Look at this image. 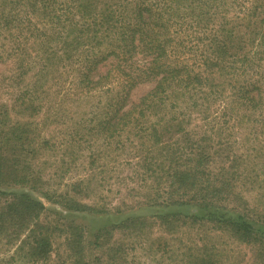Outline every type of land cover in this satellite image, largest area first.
I'll use <instances>...</instances> for the list:
<instances>
[{
  "label": "trees",
  "instance_id": "trees-1",
  "mask_svg": "<svg viewBox=\"0 0 264 264\" xmlns=\"http://www.w3.org/2000/svg\"><path fill=\"white\" fill-rule=\"evenodd\" d=\"M232 1L0 0V30L10 32L11 28H16L15 31L25 36L21 31L28 29L30 36L40 38L31 62L37 63L41 73L55 72L60 66L59 60H64L70 65L69 72L75 74L73 86L79 90L78 100H87V97L91 98L90 94L97 91L106 97V100L97 101L96 110L90 117L99 119L97 129L88 130L90 136H102L108 140L131 127L137 136L151 132L152 146L156 148L157 155L143 158L148 159L144 161V174L154 176L153 186L145 195V203L125 210L116 209L111 213L104 207L96 208L73 200L65 205L71 212L85 214L92 220L109 219L114 215L119 220L112 228L123 227L124 238L134 236L133 241L125 246L124 241L109 242V229H96L93 244L99 251L92 260L94 264L102 258H105L104 264H124L127 249L138 245H142L146 253L156 254L159 251L163 255L168 252L165 251L166 244H162V248L157 245L151 249L155 239L147 236L146 228L150 224L142 223L144 217L138 213L147 207L195 206L194 213L189 215L177 211L146 217L160 222L168 221L170 217L175 218L177 225H192L209 219L223 221L218 202L220 197L231 192L233 174L230 171L219 172L217 177H211L203 168H198L204 165L207 158L203 147H197L198 150L189 147L190 151L184 153V146L173 147L163 136L169 137L171 132L182 133L184 119L189 123L191 109L216 100L215 94L219 95V91L213 83V73L219 71L223 75L226 69H231L232 66L227 65L229 58H236L240 66L247 70L260 68L264 54L261 50L254 51L252 58L245 52L238 55L237 51V57L227 55L232 47L225 43H241L244 37H236L232 29H228L225 7ZM16 22L22 27L15 26ZM259 22V28H264V19ZM211 26H216L214 31ZM14 30L11 36L15 37L11 38L10 49L5 53L7 57L13 55L11 51L23 53L25 46ZM257 34L248 33L252 44ZM201 40L205 50L209 53L212 51L214 57H207L209 54L204 56L199 60L201 70L195 71L192 67L194 63L189 65L179 56L184 51L179 50L186 49L192 53ZM51 43L54 47L60 45L58 50L62 56L51 48ZM29 66L30 63H24L22 68ZM142 87H145V91L133 99L134 91ZM30 93L32 91L26 90L15 99L25 112L35 110L31 99H36V95ZM230 95L233 99L229 96L226 98L222 107L223 116L227 113L243 118L239 110L256 109L262 106V102L264 105L262 91L258 87L249 85ZM207 109L208 106L201 112L203 118ZM145 121L149 124L143 125ZM156 157L164 160H157ZM7 161L4 157L0 158V264H41V258L50 251L55 238L60 237L57 232L64 234L62 244L65 250L56 264H83L86 249L83 227H68L67 231L59 229L57 225L41 220L44 208L29 193L6 192L5 188H11L8 178L14 184L18 182L16 180H25L11 177L1 169V165ZM165 169L173 171L166 179L171 186L159 192L160 181L165 182L162 175ZM74 188L80 190L78 185ZM154 194L158 197H154ZM160 194L165 197L162 202H159ZM184 196H188V199L181 200ZM125 213L128 214L122 219L117 217ZM229 220L227 223L234 227L235 233L258 246L257 264H264V216L260 217L259 223L251 222L247 212ZM144 239L149 245L143 243ZM181 247L177 254L178 264H237L232 260L231 250L226 247L223 250L205 244L194 248Z\"/></svg>",
  "mask_w": 264,
  "mask_h": 264
},
{
  "label": "rangeland",
  "instance_id": "rangeland-1",
  "mask_svg": "<svg viewBox=\"0 0 264 264\" xmlns=\"http://www.w3.org/2000/svg\"><path fill=\"white\" fill-rule=\"evenodd\" d=\"M260 3L263 5L260 6ZM254 7L258 9H253ZM263 7L264 0H234L225 7L229 20L228 29H232L236 37L244 35L241 43H225L232 47L227 51V55L237 57V51L238 55L245 52L252 58L254 51L261 50L264 53V28H259V20L264 19ZM14 24L22 27L18 22ZM39 27L42 30L41 24ZM215 28L216 26H211L212 31ZM14 29L16 28H11L10 32L0 30V158L8 159L1 165L3 171L11 177H21L25 180H16L18 182L14 184L8 178L11 188L5 190L16 194L29 193L40 201L44 208L40 216L42 221L55 224L65 231L68 227H83L86 249L82 261L83 264L86 261L87 264H94L92 260L99 251L93 244L96 229H109V234L106 233L109 235V242L124 241L125 246L133 241L134 236L124 238L121 230L123 227L112 228L119 220H116L114 215L109 218L111 221H108V217L92 220L85 214L71 212L65 205L73 200L96 208L104 207L111 213L116 209L125 210L145 203V195H148L149 187L153 186L154 176L150 173L144 174V161L148 159L143 158L157 155L156 148L152 146L151 132L137 136L131 127L130 130L108 140H104L102 136H90L88 130H96L99 120L90 117L96 110L97 101L106 100V97L97 91L90 94L92 96L87 97V100H78L79 90L73 86L75 74L69 72L70 65L64 60H59L60 66L55 72L41 73L37 63L31 62V58L36 54L35 45L40 38L30 36L28 29L21 31L25 36H21L20 32ZM13 30L15 34L20 35L25 46L22 44L23 53L11 51L13 55L7 57L5 53L10 49L13 40L11 38L15 37L11 36ZM249 32L259 33L253 44L251 37L247 36ZM202 43L201 40L199 47L192 53L186 49L179 50L184 51L179 56L188 61L189 65L194 63L192 67L195 71L201 70L199 60L204 56L209 54L207 57H214L212 51L209 53L205 50ZM57 45L54 47L50 44L57 55L62 56L58 50L60 45ZM228 61L227 65H231V69H226L223 75L219 71L213 73V83L219 91V95L215 94L216 100L191 109L189 123L184 119L182 133L171 132L169 137L163 136L173 147L184 146V153L190 151L189 147L195 150H198L196 148L199 146L203 147L207 158L203 162L204 165L198 168H203L211 177H215L219 172L230 171L233 174L234 180H230L233 186L231 192L220 197L218 202L221 205L223 221L209 219L192 225H177L174 223V217L163 222L146 219L155 214L177 211L192 214L195 206L189 204L142 209L138 211L144 217L142 223L150 224L146 228L147 236L149 239H155L151 249L157 245L162 248V244H166L165 251L168 252L163 255L159 251L156 254L146 253L143 246L138 245L127 249L124 264H178L177 254L181 246L194 248L202 244L215 245L220 250H223V247L230 249L232 260L237 264L259 262L258 246L235 233L234 227L227 223V220L247 212L251 222L259 223L260 217L264 216V105L262 102V106L256 109L239 110L243 118L221 114L226 98L229 96L232 100L230 93L242 87H258L264 98V54L259 69L247 70L243 65L240 66L241 63L236 58H229ZM24 63H30L29 68H22ZM26 90L32 91L30 95H36V99H31L35 110L25 112L23 106L15 99L19 93ZM144 91L145 87L138 88L134 91L133 99ZM207 106L206 116L203 118L201 112L205 111ZM232 111L235 112V109ZM142 124L147 125L149 122ZM187 137L189 140L186 141ZM163 139L161 136V141ZM117 141L120 143L117 144ZM191 143L193 144L190 145ZM156 159L164 160L161 157ZM178 168L183 170L182 167ZM172 172L165 169L162 174L165 182L160 181L159 192L171 186L166 179L170 178ZM77 185L79 191L74 188ZM164 198V195L160 194L159 202ZM184 199H188V196L181 200ZM127 214L117 217L122 219ZM174 225L177 226L173 227ZM57 235L60 237L55 238L50 251L41 258V264H56L60 261L59 257L65 250L62 244L64 234L57 232ZM145 240L143 243L149 245ZM104 262L105 258H102L96 263Z\"/></svg>",
  "mask_w": 264,
  "mask_h": 264
}]
</instances>
